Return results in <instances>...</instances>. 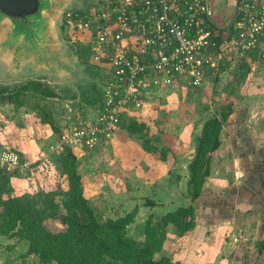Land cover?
<instances>
[{
  "label": "rangeland",
  "instance_id": "1",
  "mask_svg": "<svg viewBox=\"0 0 264 264\" xmlns=\"http://www.w3.org/2000/svg\"><path fill=\"white\" fill-rule=\"evenodd\" d=\"M59 19L60 11L52 25L48 54L19 56L16 60L11 54L2 53L0 48V88L15 90L35 80L55 93L54 97H43L27 92L22 96L21 105L0 104V150L19 151L32 163L30 171L11 179L15 195L52 191L56 199L60 198L67 182L61 171L60 157L47 155L48 146L58 131L77 126L80 119L90 113L95 97L99 67L88 57L87 43L68 35ZM260 47L263 54L264 42ZM262 54L258 48L252 54L225 56L204 86L176 89V93L167 91L153 97L136 121L143 137L125 126L110 142L76 153L82 187L99 222L123 216L136 207V216L128 225L127 233L142 241L148 218L156 221L165 213L189 204L187 165L193 157L202 125L205 120L231 108L236 115H247L248 131L244 132V123L238 121L224 125L204 188L220 191L232 181L240 184L242 176L237 166L240 151L254 149L256 143L264 139ZM146 143L154 149L145 148ZM148 200L153 205H148ZM200 209L199 206L197 210ZM206 224L207 216L202 212L197 232L181 235L173 225H168L163 248L154 258L169 256L183 264H203L195 249L204 247L208 258L204 261L216 264V252L228 255L239 239L251 241L252 230L245 228L239 233L235 231L236 235L224 234L226 240L222 239L217 245ZM46 226L51 231L63 228L51 220ZM0 241V264H40L35 257H27V242L1 235ZM9 246L17 248L11 251ZM239 259L235 256L233 264Z\"/></svg>",
  "mask_w": 264,
  "mask_h": 264
},
{
  "label": "built area",
  "instance_id": "2",
  "mask_svg": "<svg viewBox=\"0 0 264 264\" xmlns=\"http://www.w3.org/2000/svg\"><path fill=\"white\" fill-rule=\"evenodd\" d=\"M59 20L68 35L87 43L99 67L100 98L77 126L55 135L49 153L56 155L110 142L139 121L153 97L200 88L223 57L258 48L264 0H238L227 27L213 23L208 0H70ZM24 158L2 150L0 167L28 171Z\"/></svg>",
  "mask_w": 264,
  "mask_h": 264
},
{
  "label": "trees",
  "instance_id": "3",
  "mask_svg": "<svg viewBox=\"0 0 264 264\" xmlns=\"http://www.w3.org/2000/svg\"><path fill=\"white\" fill-rule=\"evenodd\" d=\"M263 42L264 35L258 46L259 54H262L263 48L260 46ZM256 49L248 53L252 54ZM94 91L92 106L100 98L96 84ZM27 92L43 97L55 96L54 91L47 85L32 80L15 90L1 87L0 104L21 105L22 96ZM234 111L231 108L226 113H218L204 121L193 157L187 165L189 204L165 213L156 221L148 218L144 225L142 241L131 238L127 233L128 225L133 223L136 216V207L132 212L117 218H109L103 223L97 220L94 209L84 193L76 165V153L86 150L67 148L63 153L56 155L49 153L48 146L47 155L60 157L61 171L67 182V188L60 198L56 199V193L52 191L39 192L36 195H15L11 179L30 171L32 163L19 151L2 149L24 155L23 161L28 162L30 170L20 171L18 167H0V235L27 242V257H35L40 264H183L180 261H173L169 256H162L157 260L154 255L163 248L168 225H173L176 231L184 235L193 230L198 220L201 221L204 212L207 216L206 226L214 230L217 214L223 217L231 211L233 205L228 194L204 188V183L210 175L212 154L220 146L224 125L238 121L244 123L243 131H248L247 115H236L237 112ZM127 126L130 131L137 132L141 137L144 136L142 128L136 121H131ZM145 146V148L151 147L148 143ZM262 187L264 189V182ZM147 204L153 205V202L148 200ZM199 206L201 212L197 210ZM235 212L233 219L238 222L239 215L243 214ZM50 220L56 221L63 228L51 231L46 226V222ZM259 244L257 251L261 254L264 243Z\"/></svg>",
  "mask_w": 264,
  "mask_h": 264
},
{
  "label": "crops",
  "instance_id": "4",
  "mask_svg": "<svg viewBox=\"0 0 264 264\" xmlns=\"http://www.w3.org/2000/svg\"><path fill=\"white\" fill-rule=\"evenodd\" d=\"M237 3L238 0H208L213 23L219 27H227L234 19ZM256 144L254 149L245 152L240 151L237 157L239 159L237 161L238 173L242 176L240 184L232 181L218 191L225 192V195L228 194L227 196L233 205L232 212H227L223 217L217 214L216 222L213 225L214 230H210L206 226L211 239L217 241V245L221 244L222 239L226 240L224 234L236 235L234 234L235 231L239 233L245 228L252 230L250 232L252 235L251 241H248L249 239H239L238 242L234 238L238 243L231 251H227L228 255H224L225 252L223 251L216 252V264H233L232 261L235 256L240 258L237 264H264V248L261 254L257 251V248L260 247L259 243H264V189L262 187L264 182V139H260V143L257 142ZM235 211L243 214L239 215L238 222L235 218L233 219V216L236 215ZM200 226L201 221L199 220L191 233L193 231L197 232ZM211 245V243L208 245V249ZM16 248V246H13L11 251ZM208 249L206 252L210 253ZM0 251H2L1 248ZM203 251L205 252L204 247L195 249V253H200L198 258L203 260V264H214L204 261L207 257ZM1 255L2 253H0V259ZM226 257L228 259L224 263L223 259Z\"/></svg>",
  "mask_w": 264,
  "mask_h": 264
},
{
  "label": "water",
  "instance_id": "5",
  "mask_svg": "<svg viewBox=\"0 0 264 264\" xmlns=\"http://www.w3.org/2000/svg\"><path fill=\"white\" fill-rule=\"evenodd\" d=\"M66 1L0 0L1 52L16 60L48 54L53 22Z\"/></svg>",
  "mask_w": 264,
  "mask_h": 264
},
{
  "label": "bare ground",
  "instance_id": "6",
  "mask_svg": "<svg viewBox=\"0 0 264 264\" xmlns=\"http://www.w3.org/2000/svg\"><path fill=\"white\" fill-rule=\"evenodd\" d=\"M97 98H98V97H97ZM80 111H81V110H80ZM82 113H83V112H82ZM82 113H81V114H82Z\"/></svg>",
  "mask_w": 264,
  "mask_h": 264
}]
</instances>
